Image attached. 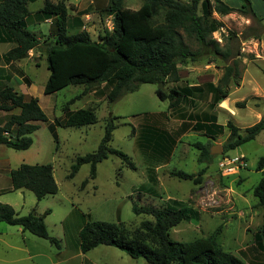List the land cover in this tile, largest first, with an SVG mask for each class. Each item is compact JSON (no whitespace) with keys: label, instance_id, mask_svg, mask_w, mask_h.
Returning <instances> with one entry per match:
<instances>
[{"label":"rangeland","instance_id":"obj_1","mask_svg":"<svg viewBox=\"0 0 264 264\" xmlns=\"http://www.w3.org/2000/svg\"><path fill=\"white\" fill-rule=\"evenodd\" d=\"M107 1L64 0L69 33L84 31L92 40L98 41L109 32L111 16L105 12ZM251 2L256 18L238 12L225 16L212 14L221 27L211 37L231 50L232 59L215 58L209 62L211 59L202 57L196 62L179 65L178 85L203 88L206 92V84H218L226 65H230L232 60L238 63V85L229 84L228 97L213 108H208L210 97L201 92L200 96L192 98L194 103L181 105L179 111L169 110L168 102L156 97V86L152 84H142L135 92L108 103L105 95L109 88L101 84L88 88L87 94L69 106V111L95 109L97 122L94 125L54 128V121L63 118V106L80 95L84 87L68 86L54 94L44 95L49 72L45 54L39 49L30 51L22 61L0 68V82L27 97H36L47 118L30 135L32 145L28 150L14 151L0 146V203L11 206L19 216L30 211L36 215H42L46 210L50 212L44 223L49 235L58 242V248L47 240L25 233L50 250V253L46 252L49 259L46 264L60 263L65 259L67 264H147L142 258L131 259L113 247L100 245L86 253L79 249L78 234L87 222H120L127 230L133 231L142 221H152L149 216L135 215L132 205L158 209L167 205L184 207L191 211L192 218L170 230L172 240L190 242L212 236L223 250L244 264H264V248L254 241V234L264 220V207L257 206V199L252 194L264 172V169L263 172L256 171L257 161L264 154V130L254 140L225 153L222 147L229 135L225 127L223 133L213 140L191 133L196 112L218 116L223 126L231 121L240 134L264 118V1ZM140 5V0L123 1V7L131 10L138 9ZM42 6L43 0L27 5L26 28L44 42L52 38L55 27L53 20L47 21L38 13ZM11 47V44L0 45V53ZM172 86L173 83L167 82L166 91ZM220 104L222 110L217 109L222 108ZM8 115L0 112V126ZM108 116L115 117L110 148L126 154L135 168L131 170L120 159L109 155L97 164L93 180L88 177L89 165H82L72 179H66L77 156L96 150ZM170 117L184 120L180 127L182 132L179 130L177 135L180 143L172 160L169 157L175 147L174 136L178 129L175 128L176 123L171 125ZM207 142L212 146L219 145L221 154L212 155L208 163L198 164L199 151L193 144L204 145ZM224 157H241L242 165L220 169L219 162ZM157 161H165L168 165L155 170ZM21 163L50 164L57 193L37 201L28 190L8 191L9 172ZM201 168H205V173L198 185L169 176L170 171L195 174ZM85 180L87 183L82 187ZM16 228L0 223L3 234L0 236V264H29L18 262L25 254L16 249L23 247L22 238L10 235ZM29 251L33 254L38 250H33L31 245Z\"/></svg>","mask_w":264,"mask_h":264},{"label":"trees","instance_id":"obj_2","mask_svg":"<svg viewBox=\"0 0 264 264\" xmlns=\"http://www.w3.org/2000/svg\"><path fill=\"white\" fill-rule=\"evenodd\" d=\"M37 0H0V45L12 47L0 53V68L11 65L28 57L30 51L39 49L45 54L46 68L49 72L43 88L44 95L54 94L68 86L84 87L80 95L68 101L62 108L63 118L54 121V128H81L97 122L95 109H77L69 111L88 88L107 85L105 95L108 103H113L127 93L135 92L142 84L156 86L155 95L160 101L168 102V109L179 111L181 105L194 103L192 98L207 94L208 108L216 107L228 97V86H237L240 81L238 63L232 60L224 67L218 84H206L203 88L179 86V65L196 62L205 57L209 62L215 58L232 59L229 48L222 47L211 35L221 24L212 18V14L225 16L232 12L250 15L256 18L251 0H237L239 7L234 8L222 0H140L136 10L123 7L124 0H108L105 12L111 16V30L92 40L84 32L69 33L67 8L64 0L54 4L43 0L38 10L45 20H53L55 27L51 39L41 42L26 27L29 16L27 5ZM173 83L167 91L165 84ZM17 111L16 113H13ZM0 112L9 114L6 122L0 126V146L14 151H26L32 145L30 135L36 131L40 122L47 120L36 97L18 93L12 86L0 82ZM193 132L200 133L213 140L228 131L227 143L223 153L254 140L264 130V118L247 127L243 133L231 122L225 126L217 124V117L206 112L194 113ZM115 117L108 116L103 127L101 140L95 151L77 156L70 166L66 179H72L82 165H89V179L96 176L98 163L113 155L129 169L135 168L131 159L119 150L110 148L109 142L115 129ZM210 142L194 143L199 151L198 164L208 163ZM264 154L258 159L256 171L263 172ZM205 168L195 174L181 170L170 171L169 176L180 180L201 183ZM10 189L8 191L28 190L35 199L55 195L58 191L50 164L29 165L21 163L9 172ZM87 180L82 182L85 186ZM257 206L264 207V172L252 190ZM172 203H177L172 201ZM135 215H146L152 221H142L133 231L120 222H87L79 231V249L89 252L103 245L116 248L131 259L142 258L147 264H244L232 253L223 250L212 238L202 237L190 242H177L170 238V230L182 222H189L191 211L184 207L163 208L132 205ZM42 215L34 212L19 216L14 209L0 203V223L17 226L22 231L47 240L58 248V242L46 229ZM254 241L264 248V220Z\"/></svg>","mask_w":264,"mask_h":264},{"label":"crops","instance_id":"obj_3","mask_svg":"<svg viewBox=\"0 0 264 264\" xmlns=\"http://www.w3.org/2000/svg\"><path fill=\"white\" fill-rule=\"evenodd\" d=\"M222 1L224 3L227 2L226 4L229 5V6H231V7H234V8L239 7V1H237V0H222ZM262 1H264V0H262ZM228 2H231V4H228ZM7 50H9V49H6L4 52H6ZM6 67H8V65L7 66H4L3 68H6ZM22 85L23 84H20V86H22ZM221 104H220V106H221ZM217 109L218 110H222L223 107L222 108H217ZM180 118L181 117L174 118L173 119V118L170 117V123H171V125H172V123H176L175 128L178 129V131H177L176 135L174 136L175 137V147H174V149L171 150L169 160H172L174 158L175 151L177 149L178 144L180 143V141H179V138L180 137L177 136V135H178L179 130H180V132H182L180 127L182 126V122H184V120H182V118L181 119ZM217 124H221L220 121H219L218 116H217ZM183 133H184V135H187V134H185V131ZM183 133L181 135H183ZM191 133H195L197 135L198 134L201 135L200 133H196V132H193V131ZM154 164H155L154 166H156L154 168L155 170H157L158 168H161L162 169L163 167H165V166L168 165L167 162H165V161L164 162L157 161ZM17 191H19V190H17ZM35 204H36V202L34 203V205ZM31 212H33V211H30L29 213H31ZM15 227H17V226H15ZM5 232H9V231H5ZM10 233H11L10 235L15 234V235L19 236L20 238H22V241H23V243H22L23 244V247L20 246V249H18V248H16V249L19 252L25 254V256H23L21 259H18L19 260L18 262H29V264H46V261L49 260L48 257H47V255H46V252H49L50 253V250H47V248L45 246L42 247L41 244H40V242H38L39 240H35L33 238L35 236H33V235H32L33 237L26 236L25 233H28V232L22 231L21 228H19V227H17L16 230H13V232H10ZM0 236H3V234L1 233V231H0ZM31 245H32L33 250H38V251H36L35 253L32 254L29 251ZM35 248H37V249H35ZM63 261H65V262L63 263ZM67 263H68V260L65 259V260H61L60 263L59 262H55L54 264H67Z\"/></svg>","mask_w":264,"mask_h":264},{"label":"built area","instance_id":"obj_4","mask_svg":"<svg viewBox=\"0 0 264 264\" xmlns=\"http://www.w3.org/2000/svg\"><path fill=\"white\" fill-rule=\"evenodd\" d=\"M47 21H49V20H47ZM241 165H242V158L241 157H232V158L224 157L219 162V167H220V169H223V170H225V168L228 166H241Z\"/></svg>","mask_w":264,"mask_h":264},{"label":"water","instance_id":"obj_5","mask_svg":"<svg viewBox=\"0 0 264 264\" xmlns=\"http://www.w3.org/2000/svg\"><path fill=\"white\" fill-rule=\"evenodd\" d=\"M210 154L211 155H220L221 154V147L218 146H212L210 149Z\"/></svg>","mask_w":264,"mask_h":264}]
</instances>
